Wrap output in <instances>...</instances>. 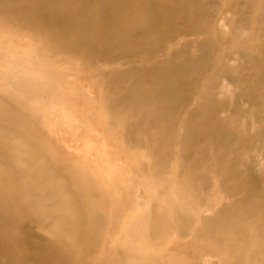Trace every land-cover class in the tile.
<instances>
[{"label":"bare ground","instance_id":"obj_1","mask_svg":"<svg viewBox=\"0 0 264 264\" xmlns=\"http://www.w3.org/2000/svg\"><path fill=\"white\" fill-rule=\"evenodd\" d=\"M220 1L231 15L227 41L212 29L207 6L215 0H0L4 20L42 43L35 64L19 74L24 90L30 72L61 87L53 70H41L46 52L78 56L85 69L102 65L103 137L119 143L122 156L145 159L128 170L150 192L130 203L76 167L53 165L47 143L0 105V264H85L100 246L117 259L97 264H264V147L256 146L264 126L248 134L237 124L249 112L238 108L251 100V116L264 121V0H246V10ZM220 80L235 94L219 91ZM55 89L74 110L75 93ZM54 169L77 176L83 200L57 184ZM115 210L124 220L103 243L112 224L106 213ZM176 239L186 242L179 253Z\"/></svg>","mask_w":264,"mask_h":264},{"label":"rangeland","instance_id":"obj_2","mask_svg":"<svg viewBox=\"0 0 264 264\" xmlns=\"http://www.w3.org/2000/svg\"><path fill=\"white\" fill-rule=\"evenodd\" d=\"M215 1V3L212 2L207 6L212 15V29L217 31L220 38L227 41L232 35V28L229 22L231 20V15L228 13L223 14L220 10L222 6L221 1ZM245 1L246 0H236L237 5H240V8L243 10H246V8L243 7ZM226 2L227 1L224 0V3ZM249 33L252 32H243L242 36L244 37L245 35V37H247ZM39 49H42V43L38 39H33L31 33L12 26L0 15V105L5 108V111L11 112L13 115H18L26 121L31 127V130L47 143L46 147L51 149L52 154H47L45 160L48 161L49 159H53V165L57 162L59 165H65L63 167L66 168L76 167L84 173L93 176L95 181L101 183L106 191L112 192L114 190H121V193L129 196L130 203L142 202L146 195H150V192L146 194L143 189L138 186L136 179L129 173L128 167H131V164L137 165V163H134L137 161L144 162L145 159H142L141 155L125 152L122 156L120 151L114 149L119 143L116 144L113 140L105 141L106 138L103 137L104 130L98 123L100 122L99 119L102 117L99 114L102 105L101 101H104L102 91L105 73L102 65L96 61L85 69L83 60L78 58V56L71 58L70 56L72 55L64 53H57L54 56L46 52L45 54L48 60H39L44 66L46 65L45 67L43 66L41 70L42 72L48 73L50 72L46 69H50V71L53 70L50 74L54 78L56 77L54 82H61V87L56 85L58 83L52 84V81H48L47 83L44 79L36 80L34 72H30L28 75H24L25 78L31 81L29 87L24 90V88H21L23 79L19 78V74L24 70V67H30L32 63L35 64L36 59L33 51ZM195 54L196 53L192 51L191 55L195 56ZM234 57L237 58V55H234ZM236 63L237 61L230 62L228 65L236 66ZM31 69L32 68H30V70ZM181 70L182 69L178 68V71ZM14 74H16V78L10 79V76ZM55 88H62L68 96L75 93L74 96L78 97V99H74V104H76L74 108L76 111L75 109L67 111L68 109L63 105L64 102L59 100L60 97L57 98V96L53 94V91L56 90ZM70 88H72L73 91H71ZM217 89L226 93L229 91L228 93L230 94H235L236 92L232 86L222 80L219 81ZM41 92L44 95L40 96ZM260 92L261 91L258 92V95ZM230 94H226L224 99L232 101L230 100ZM218 99L222 100L223 97H218ZM106 102L104 101V103ZM252 102L251 100L250 103L252 106L246 104L238 108L240 111H249L245 116H240L237 122L244 132L248 134H254L260 125L264 126V121L257 124L251 116L253 113L256 114L257 112ZM75 118L78 121H76ZM27 137H29V135H27ZM256 146L264 147V140L256 142ZM257 155L258 154H255V156ZM127 157H129L130 160ZM263 158L259 156V165L263 163ZM4 160L5 157L0 155V161L4 162ZM260 167L257 166L256 169L259 171ZM53 172L59 177L57 181L58 185H61L63 182L70 187V194L72 193L77 198L83 200L82 192H80L75 185V179H77L76 175H72V173H67L66 171L57 172V169H54ZM114 180L116 183L113 182ZM113 183L116 185L114 186ZM214 194L218 195L222 203H226L227 198L222 191L215 192ZM211 197H213V194H211ZM127 204V208L131 207V204ZM106 214L107 219L112 220V224L108 222L105 225L104 233L101 235L103 243H105L107 236H118L117 230L124 220L123 211L115 210ZM133 214L134 216L136 215V213ZM32 229L36 235L43 238L48 237L44 230L34 229V227ZM174 243L175 251L179 253V247L184 246L186 242L176 239ZM102 252V247H98L97 250L93 252V255L85 261V264H97L100 261H104L105 258L117 259L116 256L114 257L113 251L109 248L105 249L103 253ZM13 253L16 258L19 259L21 257L19 251H13ZM205 264H220V262L214 261L213 263Z\"/></svg>","mask_w":264,"mask_h":264}]
</instances>
